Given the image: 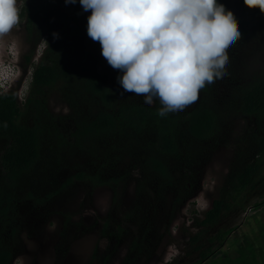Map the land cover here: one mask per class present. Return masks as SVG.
<instances>
[{
  "label": "trees",
  "instance_id": "trees-1",
  "mask_svg": "<svg viewBox=\"0 0 264 264\" xmlns=\"http://www.w3.org/2000/svg\"><path fill=\"white\" fill-rule=\"evenodd\" d=\"M223 1L217 0L222 4ZM21 2L19 17L31 50L38 41L44 47L35 64L31 50L24 55L30 69L27 95L18 99L12 90L0 92V264H10L14 252L20 249L17 235L23 217L38 216L34 212L39 211L38 205L49 204L63 189L79 183L90 188L108 186L113 194L111 203L116 206L117 194L120 196L119 192L132 179L139 198L161 201L157 205L149 203L142 212L138 207L129 206L119 213L122 220L134 218L138 213L137 236L129 248L140 253L152 247L187 193L195 190L194 166H198L199 172L207 155L221 144L220 113L211 105L203 104L212 100L211 84L200 90L205 101L183 110L182 114L160 116L159 100L148 105L131 97L120 99L116 85L96 72L102 57L100 43L92 42L91 55L80 47L91 12L84 11L79 0L75 4H66L65 0ZM256 10L251 14L253 25L240 30L248 45L255 41L259 29L255 27ZM241 42L236 45L238 50H242ZM57 85L60 98L69 107L66 113H53L47 106L46 89ZM238 105L244 115L264 120V74H257L244 84ZM26 113L30 114V121L24 119ZM149 131L152 138L146 137ZM257 145L253 160L235 170L228 193L211 200L204 216L195 220L198 225L213 224L232 205L243 207L241 195L252 187L264 161V133ZM84 158L91 165H86ZM261 209H264V194L254 211ZM81 219L84 222V217ZM72 222L67 215L62 220L54 249L57 255L64 256L69 247ZM106 225L104 219L102 235L107 232ZM235 228L219 229L210 240L216 239L218 246L229 248L226 239H230L231 233V238L236 237L231 243L239 248L253 242L250 240L254 237L252 229L249 234L239 236ZM119 232H122L121 226ZM190 239L196 242L198 235ZM194 248L197 250L200 245ZM211 252L201 250L199 259H206ZM240 252L242 259L233 264H264V242L256 250L240 249Z\"/></svg>",
  "mask_w": 264,
  "mask_h": 264
},
{
  "label": "rangeland",
  "instance_id": "rangeland-1",
  "mask_svg": "<svg viewBox=\"0 0 264 264\" xmlns=\"http://www.w3.org/2000/svg\"><path fill=\"white\" fill-rule=\"evenodd\" d=\"M243 1H223L226 9L231 10L237 17L240 30L254 23L251 17L254 9L244 7ZM21 4V0H18L19 8ZM242 6L245 11H242ZM255 15L258 18L255 27H259L255 41H251L252 43L248 45L249 42L245 44V40L241 37L239 41L242 40L240 44L242 50L237 49L236 45L239 41L228 49L229 63L226 75L211 84L210 99L212 100L206 102L200 91L197 102L185 108L189 110L201 101H205L203 104L207 103L214 107L220 113L218 121L222 134L220 135L221 144L207 155L199 172L198 166H194L197 173V186L195 190L187 193V198L178 206L156 244L153 243L152 247L145 248L140 253L129 248V243L137 236L135 221L138 213L129 220H122L119 213L129 206L138 207V211L142 212L146 210L149 203L157 205L161 204V201L148 202V198H139L134 191L132 179L128 182L127 188L119 192L120 196L117 194L116 206L111 203L113 194L108 186L98 185L90 188L79 183L63 189L49 204L38 205L39 211H34L38 212V216L23 217L19 225L21 231L17 235L21 246L14 252L10 264H166L167 262L170 264H233L236 260L242 259L240 249L242 251L250 248L256 250L263 244L264 209L260 211H254V209L264 194V161L252 187L243 192L241 198H236V201L239 198L242 200L243 207L232 205L211 225L203 226L195 222L196 219L204 216L213 198L228 193L233 173L246 161L253 160L257 152V140L264 133V120L259 121L253 116L244 115L238 105L244 84L250 82L257 74H264V14L257 9ZM85 36L80 40V47L83 52L91 55L94 48L93 40L87 35V31ZM31 47L32 45L26 39V31L21 19L10 33L0 36V79L5 80L0 84V92L7 90L10 85L20 84L25 73L28 74L30 69L26 66L24 55L31 50ZM43 47V43L39 41L35 43L31 50L33 64L38 61ZM7 63L16 68V72L9 73ZM96 72L104 80L112 81L116 85L118 92L121 93L120 99L131 97L143 101V96L123 90L117 80L122 73L113 69L103 56L97 63ZM58 90L59 85L46 89L45 98L48 109L53 113H66L69 107L60 98ZM172 113L182 114V111ZM30 118V114L26 113L24 119L30 121ZM180 126L182 131L184 123ZM152 136L150 131L146 133L147 138ZM180 136L183 137L182 132ZM83 161L86 165H91L88 158H84ZM171 195L172 193L169 194L170 197ZM169 196L167 201L170 199ZM229 199L232 203L231 198ZM66 215L73 222L70 225L67 241L69 247L65 255L61 256L57 255L54 249L58 241V231ZM249 215H251L249 219L244 221ZM82 217L85 219L84 222ZM104 219L107 220L105 228L107 232L102 235L101 225ZM119 226L122 232L117 233ZM230 227H236L234 232L239 236L249 234L252 229L254 237L249 239L253 242L239 248L231 243L232 238L236 239V237L231 238L233 235L231 233L229 234L231 241L229 238L226 239L229 248L218 246L219 241L216 239L210 240V237L214 236L219 229L225 230ZM194 234L198 235V240L191 242L190 238ZM195 245H200V248L196 250ZM207 249L212 251L211 254L206 259H199V252Z\"/></svg>",
  "mask_w": 264,
  "mask_h": 264
},
{
  "label": "clouds",
  "instance_id": "clouds-1",
  "mask_svg": "<svg viewBox=\"0 0 264 264\" xmlns=\"http://www.w3.org/2000/svg\"><path fill=\"white\" fill-rule=\"evenodd\" d=\"M77 0H65L75 4ZM87 35L101 45L102 56L122 75L126 92L159 100L160 116L197 102L206 84L226 75L228 49L241 39L237 17L217 0H79ZM264 14V0H244ZM18 0H0V36L20 22ZM57 34L54 33V36ZM8 72L16 68L7 63ZM30 70L10 85L18 99L29 89ZM5 80L0 79L1 82Z\"/></svg>",
  "mask_w": 264,
  "mask_h": 264
}]
</instances>
